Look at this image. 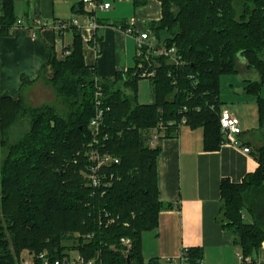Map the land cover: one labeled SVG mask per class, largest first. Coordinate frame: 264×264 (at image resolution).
<instances>
[{
	"label": "trees",
	"instance_id": "obj_1",
	"mask_svg": "<svg viewBox=\"0 0 264 264\" xmlns=\"http://www.w3.org/2000/svg\"><path fill=\"white\" fill-rule=\"evenodd\" d=\"M157 1L160 20L148 26L157 36L167 33L162 46L176 49L179 65L136 56L135 66L100 79L95 65L85 64L81 35L70 26L72 41L61 57L52 50L46 63L56 105L33 107L22 94L0 95V264H16L24 250L56 257L72 248L103 264H163L157 256L144 259L141 246L142 235L157 227L158 213L172 208L158 199L160 147L149 144L153 134L173 136L184 123L202 128L206 151L219 149V79L239 72L257 75L243 80V90L256 101L264 129V0ZM146 3L131 0L134 8ZM14 5L0 0V36L16 24ZM140 60L151 76L139 75ZM141 79L150 83L151 104L138 101ZM97 91L104 107L99 142L118 162L100 169L111 177L105 192L84 177ZM249 153L257 162L253 172L239 182L220 181L217 221L233 233L242 256L254 258L264 242V145ZM122 238L130 239L128 250ZM70 240L76 241L71 248ZM186 256L189 264H202L201 247H188Z\"/></svg>",
	"mask_w": 264,
	"mask_h": 264
},
{
	"label": "crops",
	"instance_id": "obj_2",
	"mask_svg": "<svg viewBox=\"0 0 264 264\" xmlns=\"http://www.w3.org/2000/svg\"><path fill=\"white\" fill-rule=\"evenodd\" d=\"M97 1L108 2L110 7L95 10L97 28L92 30L82 5L79 11L81 0H15V16L25 24H15L7 36H0V95L17 98L24 89L38 86L41 76H51V68L46 63L52 50L61 57L62 47L72 41L69 27L58 33L55 25L60 21L68 22L81 35L84 62L95 65L96 77L100 79L114 78L116 72L135 66V33L147 32L152 45L163 47L167 33L160 32L157 36L148 26L149 22L160 20L161 5L157 0H147L146 6L140 8H134L131 0ZM122 8L124 13L120 12ZM97 13L113 21L97 19ZM73 21L77 25H73ZM126 28L132 30V35L125 32ZM31 32H35V38L30 36ZM240 64L243 66L244 62ZM246 77L257 79V75L250 72L241 80ZM238 91V97L243 99V85ZM152 101L151 90V98L145 103ZM223 108L236 116L233 106L223 103ZM238 118L242 128L243 120ZM262 131L264 129L258 128L246 134L242 130L238 146L224 144L210 151L204 148L201 127L190 128L181 123L173 136L165 137L162 131L157 133L152 146L160 147L156 158L158 199L164 204L171 203L172 208L161 210L155 230L142 235L144 258L157 256L166 264L170 259L180 261L184 247H201L202 264L238 263L236 254L240 251L233 244V233L224 230L217 221L221 204L219 185L225 177L239 182L257 167L256 160L243 149L264 145L262 139L255 136V132ZM243 215L245 219L250 218ZM145 234H148L147 247ZM253 259L257 264H264V242Z\"/></svg>",
	"mask_w": 264,
	"mask_h": 264
},
{
	"label": "built area",
	"instance_id": "obj_3",
	"mask_svg": "<svg viewBox=\"0 0 264 264\" xmlns=\"http://www.w3.org/2000/svg\"><path fill=\"white\" fill-rule=\"evenodd\" d=\"M81 5L83 10L86 13V20L88 21L90 28L92 30L97 28V21L95 20V10H106L108 9L109 3H100L97 0H81ZM17 26H24V22L21 20H16ZM73 25H77L75 21L72 22ZM56 26L58 33H62L64 29L70 27L68 22L60 21ZM125 32L127 34L132 35V30L130 28H126ZM31 37L36 36L35 32H31ZM135 40V48H136V56L146 61L150 58V56H158L166 58L171 64L179 65L180 61L177 59L176 49L174 47H157L152 45L149 42L150 36L147 32L143 33H135L133 35ZM139 62V68L142 62ZM147 70H143L139 73L140 76H144L145 74L151 76L153 71L146 73ZM102 93H95V114L90 119L89 129L90 134L92 135V141L89 144L88 150L85 152V157L87 161L90 163L88 170H86L84 177L86 178L87 185L93 188V190L100 189L102 192H105L106 188L110 186V178H107L103 172L100 171L101 168L111 165L112 162L118 163L117 159L112 158V156L107 153H103L102 144H100V126L102 124L103 118V104H102ZM103 107V108H102ZM220 131L223 135L224 144H230L238 146L239 140L238 136L242 133L240 127V120L238 116H234L228 109L223 108L220 112L219 119ZM106 137V136H105ZM157 139V134L153 135L152 140L149 144L152 146L154 141ZM245 152L249 153V148L243 149ZM112 220H109V223H112ZM123 247H126L128 250L130 247V239L122 238L120 240ZM187 248L184 247L180 253V261H174L172 259L167 260V264H189L187 256ZM236 258H238L237 264H257V260H254L251 257H243L240 252L236 254ZM16 264H103L101 260L97 256H83L77 249H71L70 251H64L60 255L53 257L49 252L42 251V253H33L31 251H27V256L22 255V253L17 257ZM201 264V263H200Z\"/></svg>",
	"mask_w": 264,
	"mask_h": 264
},
{
	"label": "rangeland",
	"instance_id": "obj_4",
	"mask_svg": "<svg viewBox=\"0 0 264 264\" xmlns=\"http://www.w3.org/2000/svg\"><path fill=\"white\" fill-rule=\"evenodd\" d=\"M131 11H134L132 6H131ZM120 12L124 13L125 10L122 8ZM98 13H102V12L98 11ZM98 13H97V19H107L108 18V20L113 21V19L109 16H105V15L98 16ZM128 19L130 20L131 17ZM140 68L143 70V64H141ZM243 75H244L243 73L239 72L236 75L222 76L219 79V88H220L221 102H224L225 104H229L234 107V110L236 111V116H239L243 120L241 129L244 131V133L248 134V133H252L253 131L259 128V115L257 113L256 101H254L253 96H248L245 94L243 95L245 96L243 97V99H240L238 97V93H240L238 89L239 87L243 85V81L241 80L243 79ZM39 79L40 81L38 83V86H36L35 88L30 87L28 88L29 90H27V88L24 89L23 94H22L23 98L29 105L33 107H38V105H42V104L56 105L55 94L53 93L52 89L50 88L48 84V78L46 77L44 78L41 76ZM230 85H232V88H230ZM137 90H138V93H137L138 100L140 102L145 103L150 100L151 90H150V83L147 79H141L139 81ZM263 96H264V92H263ZM18 130L19 128L14 129L16 134L13 133L12 138L17 137ZM255 136L257 138L262 139V142L264 143V132L263 131L255 132ZM246 221L250 222L251 219L247 217ZM143 238H144V245L147 247L148 234H145ZM75 242L73 240H70L66 242V245H68V247L71 248V245L74 244ZM141 245H142V242H141ZM142 254H143V251H142ZM22 255L27 256V251L26 250L22 251ZM144 259H147V258H144Z\"/></svg>",
	"mask_w": 264,
	"mask_h": 264
}]
</instances>
